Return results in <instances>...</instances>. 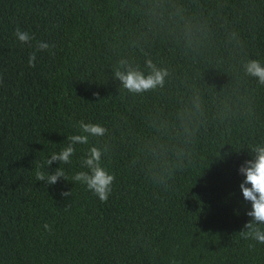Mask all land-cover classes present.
<instances>
[{"label": "trees", "instance_id": "1", "mask_svg": "<svg viewBox=\"0 0 264 264\" xmlns=\"http://www.w3.org/2000/svg\"><path fill=\"white\" fill-rule=\"evenodd\" d=\"M145 54L171 75L164 89L132 96L112 66ZM248 58L264 63V0H0V264H264V244L239 235L252 219L239 167L264 142V86L244 75ZM194 90L204 112L192 125L193 162L154 164L142 151L148 122L174 121ZM80 120L109 131L75 145L70 164L45 166L67 181H36ZM105 144L115 180L102 202L71 178L87 171L88 148Z\"/></svg>", "mask_w": 264, "mask_h": 264}, {"label": "clouds", "instance_id": "2", "mask_svg": "<svg viewBox=\"0 0 264 264\" xmlns=\"http://www.w3.org/2000/svg\"><path fill=\"white\" fill-rule=\"evenodd\" d=\"M162 7V6H161ZM14 35L21 43L31 46L34 39L27 31L19 27ZM231 39H238L235 32L230 34ZM55 43L38 41L37 51L49 50L55 54ZM36 52L29 54L28 64L35 67ZM241 69L245 76L254 78L257 83L264 86V63L259 59L248 58L243 61ZM170 70L155 62L148 54H145L143 64L136 63L130 57L121 56L112 66L111 78L119 82V88L132 96H143L145 93H153L165 88ZM3 83L0 77V84ZM98 95V93H96ZM203 100L199 91L194 90L188 102L178 107L174 121H169L159 116L153 117L148 122V127L153 130V135L143 142L142 151L145 156H151L153 162L160 161L167 165L170 160L175 168L182 169L191 164L196 156L193 149L194 131L193 123L198 116H203ZM79 134L67 137L68 144L58 152H52L43 164L37 166L35 172L36 181H43L47 185H54L58 179L67 181L65 170L56 168L51 173L45 171V166H50L54 161L61 164H70L71 157L75 154V145L89 144L90 137H103L108 133V128L100 123L85 122L80 120L77 125ZM252 158L246 160L239 167V172L245 178L240 183V189L246 201L251 203V210L247 215L252 219L247 221L241 231L240 237L245 241H255L264 244V142L254 144L250 149ZM109 151V145L102 147L90 146L81 159V166L87 171H78L72 176L73 182L85 185L102 202H107L113 190L115 175L102 164V156ZM151 183L167 189L169 184L166 177L153 176ZM64 197L72 196V190L62 192ZM46 231H51V225H43ZM249 244V248H253Z\"/></svg>", "mask_w": 264, "mask_h": 264}]
</instances>
